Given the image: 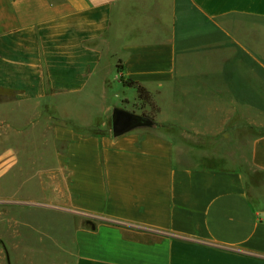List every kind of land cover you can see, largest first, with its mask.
Listing matches in <instances>:
<instances>
[{"label": "crops", "instance_id": "0c3cea01", "mask_svg": "<svg viewBox=\"0 0 264 264\" xmlns=\"http://www.w3.org/2000/svg\"><path fill=\"white\" fill-rule=\"evenodd\" d=\"M123 78L154 122L76 129ZM67 215L72 264H264V0H0V264H65Z\"/></svg>", "mask_w": 264, "mask_h": 264}, {"label": "rangeland", "instance_id": "374dc122", "mask_svg": "<svg viewBox=\"0 0 264 264\" xmlns=\"http://www.w3.org/2000/svg\"><path fill=\"white\" fill-rule=\"evenodd\" d=\"M128 105L124 108L127 111H130L132 113H135L139 116H142L143 118L146 115H152L153 111L149 106L144 105L141 101L137 100L136 102H127ZM100 130V129H99ZM101 132L105 133V132H109L112 133V121L109 124L108 128L106 131L100 130ZM51 157H53V150L51 152ZM69 215H67L66 217V224H67V228H66V232H65V256H64V260H65V264H72V252H73V230L70 228V226L73 224V218L68 217ZM50 244V243H49ZM38 246V244H37ZM50 247H52L50 245ZM43 251H39V253H41L40 257H38L37 259H35L33 262H28V264H62L63 262H56V261H51V259H47L46 257H44V255H46V253H42ZM48 252V251H47ZM44 254V255H43ZM50 258L53 256L51 254ZM53 260V259H52Z\"/></svg>", "mask_w": 264, "mask_h": 264}, {"label": "trees", "instance_id": "16d2710c", "mask_svg": "<svg viewBox=\"0 0 264 264\" xmlns=\"http://www.w3.org/2000/svg\"><path fill=\"white\" fill-rule=\"evenodd\" d=\"M122 81H123V84L126 87L136 89L137 93H138L139 101H141L144 105L149 106L152 109L153 114L152 115H146L143 118L144 119V123L152 124L154 122V120H155L156 114L159 112V108L155 104L151 93L142 84H140L139 82H136V81L131 80V79L126 80L124 78H123ZM76 129H78L80 131H83V132L90 133V134H94V135L104 134L103 132H101L99 130V128H92V129L76 128Z\"/></svg>", "mask_w": 264, "mask_h": 264}, {"label": "water", "instance_id": "95a60500", "mask_svg": "<svg viewBox=\"0 0 264 264\" xmlns=\"http://www.w3.org/2000/svg\"><path fill=\"white\" fill-rule=\"evenodd\" d=\"M143 124L145 123L142 116L125 109H117L112 120V133L115 136H120Z\"/></svg>", "mask_w": 264, "mask_h": 264}]
</instances>
